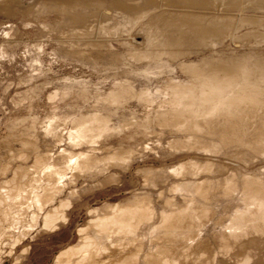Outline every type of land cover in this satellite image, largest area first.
I'll return each instance as SVG.
<instances>
[{
	"label": "rangeland",
	"instance_id": "obj_1",
	"mask_svg": "<svg viewBox=\"0 0 264 264\" xmlns=\"http://www.w3.org/2000/svg\"><path fill=\"white\" fill-rule=\"evenodd\" d=\"M85 245L264 264V0H0V264Z\"/></svg>",
	"mask_w": 264,
	"mask_h": 264
},
{
	"label": "bare ground",
	"instance_id": "obj_2",
	"mask_svg": "<svg viewBox=\"0 0 264 264\" xmlns=\"http://www.w3.org/2000/svg\"><path fill=\"white\" fill-rule=\"evenodd\" d=\"M209 76V75H208ZM204 77V76H203ZM201 87V86H200ZM213 87V86H212ZM210 90H212V89H210ZM201 92V91H200ZM206 94V93H205ZM208 94V93H207ZM209 95V94H208ZM223 95V94H222ZM215 96V95H214ZM215 98V97H214ZM219 98V97H218ZM211 102V101H210ZM76 166H79V162L78 161H71L69 164H68V167L69 168H72L73 169V167H76ZM62 177V176H61ZM38 196H35V202H38ZM263 208V207H262ZM263 210V209H262ZM49 221H51V218H50V216H47L46 217V222H49ZM109 221H112L113 223H114V217H112V219L111 220H104V219H102V220H100L99 221V224H98V226H100V227H106L107 225H109ZM45 224H47V223H45ZM77 250H79V253L81 252L82 253V256H81V259L80 260H78L75 264H82V262H83V260L85 259V257L87 256V252H86V250H88V245H85V246H82V247H80V248H78ZM77 253V252H76Z\"/></svg>",
	"mask_w": 264,
	"mask_h": 264
}]
</instances>
